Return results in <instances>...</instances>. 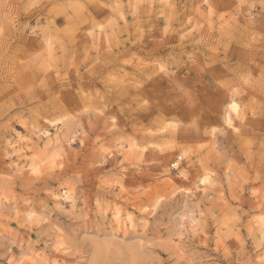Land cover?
Here are the masks:
<instances>
[{
	"label": "rangeland",
	"instance_id": "obj_1",
	"mask_svg": "<svg viewBox=\"0 0 264 264\" xmlns=\"http://www.w3.org/2000/svg\"><path fill=\"white\" fill-rule=\"evenodd\" d=\"M29 3L0 0V264H264V0ZM65 135L75 156L53 167ZM133 139L119 159L146 189L121 196L99 153ZM196 169L213 181L189 198Z\"/></svg>",
	"mask_w": 264,
	"mask_h": 264
},
{
	"label": "bare ground",
	"instance_id": "obj_2",
	"mask_svg": "<svg viewBox=\"0 0 264 264\" xmlns=\"http://www.w3.org/2000/svg\"><path fill=\"white\" fill-rule=\"evenodd\" d=\"M136 1H139V0H136ZM44 42H45V45L47 46L48 51H50L51 48L53 47L52 41L49 38H45ZM68 119L69 118L67 116H58V117L50 118V119L46 118L45 122L43 123V127L41 129V135L46 137L47 140L52 141V138L56 133L52 132L51 127H54L56 122H58V121H60V123H61V121L68 120ZM75 142H76V139L74 138L73 135H69V136L65 135L62 138H59V141L56 144L57 147H54L57 149L53 153V156L49 161L51 166H53V164H55V166H58L61 164L67 165L69 163V161L75 156V153H72V150H71V148L73 147V144H75ZM120 145L121 146L117 150L104 149V150L100 151L99 161L101 163H105L107 161H111L112 163H114L115 171H114L112 180H114L115 187L119 190V193L121 196H124L127 194L135 196V195L141 193L142 191H144L146 189V186H143L140 184H138L134 187L130 186L131 183L133 184L134 182H137L138 177L137 178H136V176L134 177L133 172H130L131 170L130 171L127 170V165H131V163L130 162H124L123 160H120L119 156H121V157L129 156V155L136 156L137 154L143 152L146 149L147 145L146 146L141 145L138 142H136L135 139H133V141L128 143V145H125V144H120ZM151 145H154L157 147L159 146V144H151ZM186 158H187L186 153L180 152V153H178L177 157L175 158V160L171 164L172 168L174 170H177L178 177H181V178L182 177L183 178L188 177V174H187L188 172L185 171L186 169L185 168L181 169V164L183 163V160ZM126 163H127V165H126ZM190 165H191V163H190ZM33 168H38L41 170V172L44 169V167L41 166L39 163L30 164L27 171L31 175H33ZM205 179L207 180V182L202 183V181H205ZM212 181H213L212 175H211L209 170L196 169V170H194V174L191 178L192 186L191 187L190 186H181V184H182L181 183L179 187L184 190V194L187 197L192 198L194 196V193H195L194 191H196L199 188V186H203V185L209 186V185H211ZM58 197H60L61 199H64V200H69L72 198L68 189H65V188H63L61 194L58 195ZM73 205H74V207H76L75 202ZM84 205H85V209H86V215L88 216L90 214V212H89L90 203H88L86 201L84 203ZM24 207L27 211L32 212V211L40 209L41 207H44V204L42 205V204L36 203V201L30 200V198H28V202L25 204ZM106 207L108 210L111 211L115 226L119 230H123V228H125L126 226H130V227L136 229L137 222H136V219L133 216L132 212L127 211L117 201H107ZM191 221H195L194 218H192ZM195 227L196 226H194V228ZM25 264H26V262H25Z\"/></svg>",
	"mask_w": 264,
	"mask_h": 264
},
{
	"label": "snow or ice",
	"instance_id": "obj_3",
	"mask_svg": "<svg viewBox=\"0 0 264 264\" xmlns=\"http://www.w3.org/2000/svg\"><path fill=\"white\" fill-rule=\"evenodd\" d=\"M38 6H39V0H30V3H29V7L30 8L34 9V8H37ZM3 31H4L3 27L0 26V33H2ZM261 64L264 65V61H261ZM160 70L162 72L164 71L163 68H161ZM262 71H264V69H262ZM230 108H231V111L236 114L235 118L236 119H240L241 117H240V107H239V105L237 103L233 102V103H231ZM226 123H227L228 128L233 129L234 131H236L239 134L240 129L239 128H234L233 118L231 116L226 118ZM213 131H215V129ZM53 167H55V164H53ZM60 167H63V164H61ZM41 174H42V172H41L40 169L33 168V175L34 176H39ZM206 182H207L206 179H205V181H202V183H206ZM262 220H264V218H262Z\"/></svg>",
	"mask_w": 264,
	"mask_h": 264
}]
</instances>
